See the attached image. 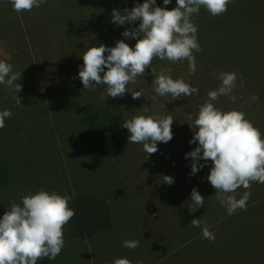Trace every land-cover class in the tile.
I'll return each instance as SVG.
<instances>
[{
  "label": "rangeland",
  "instance_id": "1",
  "mask_svg": "<svg viewBox=\"0 0 264 264\" xmlns=\"http://www.w3.org/2000/svg\"><path fill=\"white\" fill-rule=\"evenodd\" d=\"M114 2L129 9L136 0ZM83 4V0H46L17 18L9 0H0V59L21 73L18 82L22 85L17 93L21 104L0 85V111L9 109L12 113L0 129V216L12 203H19L22 196L38 190L72 197L78 193L94 194L120 205V209L112 208L116 220H112L105 236L96 235L89 240L72 237L66 225L65 244L55 258L56 264H93L96 252L121 251L129 235L132 240L148 239L151 246L160 244L149 264H264V184L251 182L247 201L250 206L209 229L215 240L205 239L201 227L193 238L196 231L191 221L195 217L204 219V226L206 219L224 216L223 211L213 212L209 205L219 201L207 180L211 161L191 175L192 159H185V153L197 146L189 144L193 136L189 123L208 100V91L218 88L221 82L211 89L203 87L205 93L198 96H158L151 84L154 76L149 67L128 86L142 91L145 97L133 99L130 92L122 97H108L105 85L85 90L78 71L87 47L115 46L121 39L134 46L136 39L121 35L132 27L127 24L118 25L107 34L69 26V15L82 24ZM157 4L164 6L162 0H157ZM164 7H176L175 0ZM63 17L65 20L59 21ZM191 19L198 28L201 47L199 53H194L196 72L189 73L186 60L173 63L154 58V73L170 66L173 79L183 78L195 87L199 79H217L213 73H237V86L232 93L236 101L220 96L213 103L223 111L244 112L264 133V0H232L228 10L218 16L201 8ZM21 50L23 54H19ZM240 80L244 81L243 87ZM253 95L258 99L253 101ZM114 115L120 119L121 129L117 138L110 141L109 150L97 157L86 155L81 148V135L88 123L105 122ZM135 115H170L174 120L173 138L167 143L158 142V150L146 160L143 145L128 144L129 132L122 127L125 120ZM163 175L172 176L174 183L163 182ZM193 187L205 198V205L195 212L187 208L192 205ZM248 190L241 187L236 193Z\"/></svg>",
  "mask_w": 264,
  "mask_h": 264
},
{
  "label": "clouds",
  "instance_id": "2",
  "mask_svg": "<svg viewBox=\"0 0 264 264\" xmlns=\"http://www.w3.org/2000/svg\"><path fill=\"white\" fill-rule=\"evenodd\" d=\"M231 2L175 0L176 7L168 9L164 6L171 4L172 0H162L164 6L158 5L157 0H143V3L136 0L131 9H113L112 22L116 25L132 26L139 21L138 26L126 28L121 34L126 39H136V43L130 46L121 39L115 46L87 47L78 71L84 89L92 91L96 85H105L108 97H122L125 92H130L136 99L144 96L143 92L133 91L128 86L150 67L154 76L151 84L156 95L182 99L198 94L199 89L183 78L173 79L170 66L161 69L159 74L154 73L152 62L154 58L173 63L186 60L189 73L194 74L197 68L194 53H199L201 47L198 28L191 17L201 8L213 16L221 15ZM9 3L20 13L40 7L46 0H9ZM213 76L221 83L218 88L208 91V100L200 105L195 119L189 123L193 131L189 144L196 143L197 146L185 153V159H192L191 175L211 161L207 180L216 190L215 196L227 214L232 215L237 209L247 207L251 182L264 184V133L246 118L244 112L236 109L223 111L213 103L220 96L236 101L232 93L237 86V73L220 72L218 76L213 73ZM20 78L21 73L15 72L11 63L0 59V85L13 94L18 104H21L17 95L22 88L18 82ZM243 84L244 81L240 80L241 87ZM251 99L255 101L258 97L253 95ZM143 109L147 111V107ZM11 115L9 109L0 111V129L5 127V121ZM173 121L170 115H135L125 120L122 127L129 132L128 144L143 145L146 160L158 150V142L167 143L173 138ZM162 180L169 185L174 183L170 175H163ZM241 187L249 190L237 198L236 190ZM190 197L195 206V210L189 207L191 212L205 205V198L196 187L192 188ZM72 198L56 191L38 190L22 196L19 203H12L0 216V264H37L45 257L55 260L65 244V226L75 215L74 209L69 207ZM191 224L201 227L205 239L215 240V234L207 225L201 226L200 219H193ZM138 245L136 240L123 241L127 248ZM113 264H131V261L121 257ZM136 264H142V261Z\"/></svg>",
  "mask_w": 264,
  "mask_h": 264
},
{
  "label": "trees",
  "instance_id": "3",
  "mask_svg": "<svg viewBox=\"0 0 264 264\" xmlns=\"http://www.w3.org/2000/svg\"><path fill=\"white\" fill-rule=\"evenodd\" d=\"M83 1L82 24H79V22L74 20L71 15L68 14L69 16L66 19V23H68L69 26H76L83 32L96 30L97 34H107L108 32H114L115 29H117L118 25L112 22V12L113 9H120L123 11L125 8L124 5H115L114 1L116 0ZM64 20V17L59 18V21L61 22ZM138 24L139 21L135 22L132 27H136ZM215 80L199 79V81H197L199 93L196 95L198 96L202 94L204 91L203 87L211 89L214 85H219L221 81ZM120 129L121 121L115 115L111 116L105 122H89L81 135L82 150L86 155L92 157L105 154L109 150L110 141L117 138ZM69 207L75 211V215L67 223L69 233L74 238L83 240L91 239L98 233L107 229L110 224V207L105 199L97 195L85 193L76 194L69 202ZM37 264L56 263L55 260H49L45 257L38 260Z\"/></svg>",
  "mask_w": 264,
  "mask_h": 264
},
{
  "label": "crops",
  "instance_id": "4",
  "mask_svg": "<svg viewBox=\"0 0 264 264\" xmlns=\"http://www.w3.org/2000/svg\"><path fill=\"white\" fill-rule=\"evenodd\" d=\"M23 12V11H22ZM22 12H20V13H17L16 14V16L15 17H19V18H21L22 16H23V13ZM19 22H22V21H20L19 20ZM21 28H22V32H23V26H21ZM24 32H27L26 31V29H24ZM27 44H29V43H27ZM31 46H29L28 45V49L30 48ZM19 54H23V50H21V52H19ZM35 54H33V56H34ZM32 56V57H33ZM239 192H237L236 194H238ZM79 194V193H78ZM85 194H87V193H85ZM239 194H243V193H239ZM90 195H94V194H90ZM97 196H99V195H97ZM215 196V195H214ZM99 197H101V196H99ZM101 198H103V197H101ZM237 198H239L238 196H237ZM104 199V198H103ZM216 202H212V203H207V204H209V205H211V210L214 212L216 209H219L220 211H223V212H221L222 214H224V216H219V217H214V218H212V219H206V221H205V223H206V225L209 227V229H213V228H215L216 227V224L217 223H219L220 221L221 222H225V219L226 220H228L229 219V217H232V216H234L236 213H239V212H243L244 210H246V208L248 207V206H250L249 205V203H247V207L245 208V209H237L232 215H228L227 214V212H226V209H225V207L224 206H222L221 204H220V202L219 201H217V200H215ZM257 201V200H256ZM106 202L108 203V205H109V207H110V224H109V226L107 227V229H105L104 231H102V232H100V233H98L97 235H103V236H105V233L110 229V226H111V222H112V220L113 221H115L114 220V217H113V212H112V208H114V207H119V209H120V205H117V204H115V203H109L107 200H106ZM213 204H215V205H218L217 207H215V206H213ZM192 208H195V206L194 205H190ZM189 206V207H190ZM189 207H187L188 208V210H189ZM115 218H117L116 217V215H115ZM118 220H119V218H117ZM194 219H198L197 217H195ZM201 220H204V219H200V221ZM222 220H224V221H222ZM210 223H212L213 225H209ZM195 234H194V236H193V238L197 235V231H198V227H195ZM200 232H201V230H200ZM96 236V235H95ZM107 237V236H106ZM93 238V237H92ZM132 238H133V236L131 235H129L128 237H127V239H125V240H132ZM83 240V239H82ZM89 240V239H88ZM136 241H139V245H138V247H135V248H127V247H123V249L121 250V251H115V252H96L95 253V255H96V260H95V263H94V260H93V264H113V261L116 259V258H121V257H123V258H127L129 261H131V264H136V262L137 261H142V264H149V259H150V261H154V258H155V252H158V250L161 248V246H160V244H154V245H149L148 244V239L147 240H145V238H141L140 240H136ZM184 243H186V242H184ZM151 257V258H150ZM151 264V263H150Z\"/></svg>",
  "mask_w": 264,
  "mask_h": 264
}]
</instances>
